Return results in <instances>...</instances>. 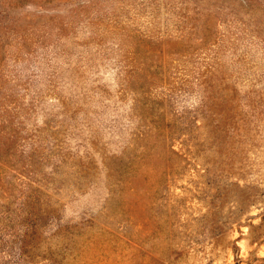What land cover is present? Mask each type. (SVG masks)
Returning <instances> with one entry per match:
<instances>
[{"label": "rangeland", "instance_id": "obj_1", "mask_svg": "<svg viewBox=\"0 0 264 264\" xmlns=\"http://www.w3.org/2000/svg\"><path fill=\"white\" fill-rule=\"evenodd\" d=\"M0 264H264V0H0Z\"/></svg>", "mask_w": 264, "mask_h": 264}]
</instances>
